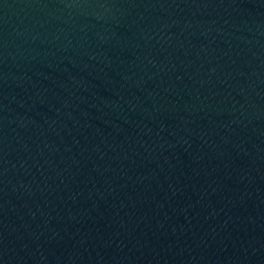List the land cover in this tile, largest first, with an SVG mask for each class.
I'll use <instances>...</instances> for the list:
<instances>
[{
  "label": "water",
  "instance_id": "obj_1",
  "mask_svg": "<svg viewBox=\"0 0 264 264\" xmlns=\"http://www.w3.org/2000/svg\"><path fill=\"white\" fill-rule=\"evenodd\" d=\"M0 264H264V0H0Z\"/></svg>",
  "mask_w": 264,
  "mask_h": 264
}]
</instances>
